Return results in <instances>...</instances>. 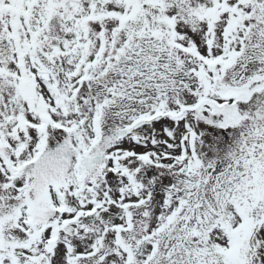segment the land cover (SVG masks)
<instances>
[{"label":"snow or ice","instance_id":"snow-or-ice-1","mask_svg":"<svg viewBox=\"0 0 264 264\" xmlns=\"http://www.w3.org/2000/svg\"><path fill=\"white\" fill-rule=\"evenodd\" d=\"M0 264H264V0H0Z\"/></svg>","mask_w":264,"mask_h":264}]
</instances>
